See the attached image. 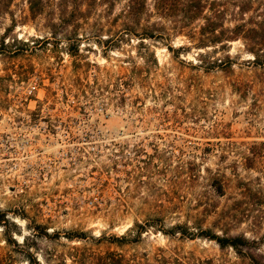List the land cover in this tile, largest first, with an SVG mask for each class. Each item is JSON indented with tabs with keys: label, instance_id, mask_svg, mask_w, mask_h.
I'll list each match as a JSON object with an SVG mask.
<instances>
[{
	"label": "rangeland",
	"instance_id": "rangeland-1",
	"mask_svg": "<svg viewBox=\"0 0 264 264\" xmlns=\"http://www.w3.org/2000/svg\"><path fill=\"white\" fill-rule=\"evenodd\" d=\"M129 3L0 12V264H250L208 231L264 258V52Z\"/></svg>",
	"mask_w": 264,
	"mask_h": 264
},
{
	"label": "trees",
	"instance_id": "trees-1",
	"mask_svg": "<svg viewBox=\"0 0 264 264\" xmlns=\"http://www.w3.org/2000/svg\"><path fill=\"white\" fill-rule=\"evenodd\" d=\"M14 0H0V12L9 8ZM42 0H29V9L32 16H36L41 11ZM216 2L208 0H156L155 9L161 16L183 15L186 20H197L202 18L204 23L200 26L201 43L217 42L223 43L226 40H234L242 36L249 41L250 50L254 55V61L259 59V51L264 52V18L255 20L250 18L247 23L237 24L232 30L226 29L223 23V11L215 7ZM146 0H130L126 17L138 18L145 12ZM207 11H210L207 13ZM241 11L246 13L248 7H242ZM250 25V26H248ZM214 63H217L216 61ZM230 62L227 63L229 66ZM264 156V155H263ZM186 231V230H185ZM187 232H182L185 235ZM210 238L216 240L221 248L230 246L240 256H247L250 264H264V258H257L253 252L245 250L251 241L244 236L221 237L216 234H209ZM193 235V234H190ZM248 248V247H247ZM110 260L105 264H124L120 257L109 256Z\"/></svg>",
	"mask_w": 264,
	"mask_h": 264
}]
</instances>
